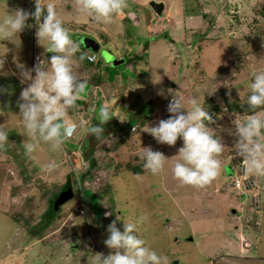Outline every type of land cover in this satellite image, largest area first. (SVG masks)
<instances>
[{"label": "rangeland", "instance_id": "1", "mask_svg": "<svg viewBox=\"0 0 264 264\" xmlns=\"http://www.w3.org/2000/svg\"><path fill=\"white\" fill-rule=\"evenodd\" d=\"M150 1L127 0L128 7L110 21L114 28L120 23L121 29L115 30L118 38L124 39L122 27L128 28L126 33L132 40L122 43L131 52L136 53L137 47L140 54L147 51L148 55L153 47L148 57L138 60L137 65L128 63V54L118 51L113 41L100 42L98 52L97 44L84 51L94 53L102 67H108L106 61L126 59L122 66L108 67L105 74L108 78V73H117L123 82L105 85L91 78L93 86H86L78 106L68 117L84 123L56 151L39 142L31 157L25 155L27 136L17 105L24 87L19 66L32 69L37 62L36 43L43 60L49 58V53L38 43L35 28L20 32L17 45L0 41V58L4 59L0 66V128L9 133L7 144L0 148V264H99V254L111 251L103 241L108 235L107 225L117 216L121 230L123 222L146 217L138 225L139 235L147 246L167 258V264H264V176L257 175L261 186L257 191L242 190L234 184V178L240 176L241 157L234 148L236 138L229 132L234 127L231 122L235 115L250 114L244 108L249 107L251 73L264 71V0H155L165 3L160 16L149 5ZM41 2L53 3L67 24L82 27L88 23V17L77 11L76 0ZM32 5L35 0H0V20L8 9L34 11ZM72 33L73 38L79 36L74 34L77 30ZM83 37L94 35L85 33ZM135 53L132 58L138 56ZM134 67L136 74L142 76L133 75ZM83 68L78 63L74 71ZM10 70L18 72L16 78L13 73L8 75ZM90 77L91 74L87 81ZM130 77H140L139 82H132ZM109 79L114 82L111 76ZM161 89L163 96L157 94ZM169 89L185 101L193 97L202 103L205 100L213 117V122L206 124L224 143L218 157L220 175L203 188L181 185L173 177L171 169L178 159L174 155L183 144L181 139L169 146L158 143L145 131L170 115ZM147 103L152 106L148 116L143 110ZM102 104L109 107L112 115L103 127L111 123V129L116 131L129 121L136 124L117 151L102 145L103 140L99 144L89 143L88 128L99 123L98 109ZM125 130L122 127L109 141L121 140ZM87 142L89 150L94 149L91 158L97 159L95 167H90L89 153L83 151ZM145 147L169 157L159 175L146 169L142 174L132 170L140 164ZM50 161L57 167L44 172L43 166ZM83 178L88 182L82 192L88 215L75 211L83 202L75 194L61 206L60 217L39 233L36 241L28 238L26 230L43 220L51 198L61 187ZM254 193L258 195L255 201ZM76 224L71 236L69 230Z\"/></svg>", "mask_w": 264, "mask_h": 264}, {"label": "clouds", "instance_id": "2", "mask_svg": "<svg viewBox=\"0 0 264 264\" xmlns=\"http://www.w3.org/2000/svg\"><path fill=\"white\" fill-rule=\"evenodd\" d=\"M76 7L81 15L98 23H108L128 5L127 0H76ZM32 8V12L22 8L10 12L8 9L7 14L0 20V41H10L17 45L19 33L25 28L33 27V24L28 23L32 18L38 43L43 45L47 52L55 53L43 60L38 54L36 43L34 59L37 56L39 58L32 69L23 70V66H19L22 69L21 83L27 82V86L21 89L17 105L24 134L27 136L24 142L25 155L29 157L38 150L39 142L48 144L53 151L61 149L65 141L72 138L83 125V121L78 123L68 118L69 112L78 106L77 102L87 86V80L79 79L74 74L72 60L79 53L80 61H96L95 54L91 56L82 51L79 42L73 39L53 3L44 5L41 0H35ZM3 64L4 59L0 58V66ZM251 76L247 96L250 114L235 115L231 122L234 127L229 129V132L236 138L234 148L236 154L242 158L247 172L240 176L250 178L256 184L252 187L245 182L242 190L257 191L261 186L251 174L264 176V114H261L264 113V71L252 72ZM168 92L171 94L167 105L170 115L166 119H160L155 126L147 127L145 131L160 144L174 146L178 138L181 139L183 144L178 149V154L174 155L178 156V159L171 169L173 177L181 185L203 188L220 175L221 162L218 157L224 150V143L206 124L213 122V117L205 107V100L202 103L193 97L185 101L182 95L174 94L171 89ZM157 94L163 96L164 90H159ZM111 118L109 107L100 105L99 123L92 124L88 132L100 139L104 133L103 125ZM135 125L132 126V131ZM8 140V131L0 128V148L5 147ZM143 149V168L154 176L159 175L165 169L169 157L151 147ZM243 166L240 167L241 170ZM56 167L57 164L50 161L42 170L51 172ZM88 172L86 171L87 174ZM80 180L78 182H81ZM83 188L79 183V187L73 190L74 197L79 194L87 206L82 195ZM257 196V193H254V201ZM254 206L253 210L256 211ZM145 219L146 217H140L134 222H123V230L117 227V220H121L118 216L112 220L107 225L108 235L103 241L111 251L107 255L99 254V264H167V258L147 246L146 241L139 235L138 225Z\"/></svg>", "mask_w": 264, "mask_h": 264}, {"label": "crops", "instance_id": "3", "mask_svg": "<svg viewBox=\"0 0 264 264\" xmlns=\"http://www.w3.org/2000/svg\"><path fill=\"white\" fill-rule=\"evenodd\" d=\"M28 11H30V12H32L31 10H28ZM82 16H79V18H78V20H80V18H81ZM116 18H119L120 19V17H116ZM115 19V18H114ZM32 18H31V21H30V23L31 24H34L35 22L33 21V23H32ZM64 24H65V26L67 27V28H69V30H70V32L72 33V31L73 30H77L78 31V33H74V34H79V36H77V37H74L73 39L74 40H76V41H78L79 42V44H80V46H81V49H82V51H90L91 50V48H89V47H87V43H86V40H91L92 42L91 43H93V44H97L98 46H99V50H100V48H101V45H100V42L101 43H104V44H106V43H108V42H112L113 44H114V46L116 47V49L118 50V51H121L122 53H124V54H128V57L130 58V60L131 61H128V62H130V63H134L135 65H137V62H138V60H140V58H142V59H144V56L145 57H148V55H150L151 53H152V49H153V47H152V49H150L149 51H148V55L146 54L147 53V51L146 52H143V53H139V50H137V47H136V53H137V57L136 58H132V56H133V54L135 53V51H133V52H131V50H129V49H127V47H126V44H124L123 45V41H124V43L126 42V40L128 41V40H132V37H130L129 38V35L126 33V31H128V28H124V27H122V31H123V34H124V39H121V38H118L117 36H115L116 34V32H115V30H120L121 29V27L119 28V24L120 23H118L117 25H116V27L114 28L113 26V24H111L110 22H108V23H98V22H96L95 20H93L92 18H90V17H88V23L86 24V25H84V26H82V27H80L79 25L77 26V23L75 24V23H72V24H70V23H65L64 22ZM92 25H94V27L92 28L91 26ZM33 29L35 28V24L33 25V27H32ZM82 31V32H81ZM85 33H92L93 35H94V38L93 37H87V38H84L83 37V35L85 34ZM73 34V33H72ZM81 34V35H80ZM95 38H97L98 40H96ZM159 47V46H158ZM158 49V48H157ZM99 50H97V52L99 51ZM127 50H128V52H127ZM140 50H142V47H140ZM96 52V51H95ZM49 54H48V57H50V56H52V55H54L55 53H51V52H48ZM135 53V54H136ZM39 54V53H38ZM94 53H90L89 55H93ZM78 56H79V53H77L76 54V56L75 57H73V60H72V65H73V72H74V74L79 78V79H83V80H87V78H88V76L91 74V77L89 78L90 79V81H87V86H93L92 85V79L91 78H93V79H95V78H100L101 80H102V83H99V84H104L105 83V85H109L110 83H111V85H113V84H115L116 82H123V81H120V75H118L117 73H115L114 75H112V74H110V73H108L110 76H111V80H113L114 82H109L108 80H110L109 78H110V76L108 77V78H106V72L107 71H99L97 68H95L94 66H92V65H88L87 63H85V62H83V61H80L79 59H78ZM127 57V58H128ZM147 59V58H146ZM96 61H98L97 60V58H96ZM95 61V62H96ZM149 61V60H148ZM91 62V61H90ZM95 62H92V63H95ZM126 62V59L124 60V59H121V60H119V59H116L114 62H111V61H106V64L108 65V67H111V65L113 66H116V65H118V66H122V65H124V63ZM151 62L153 63V60L151 59ZM78 63H80L81 64V66H83L84 68L83 69H81V70H79L78 72H76V71H74V67L75 66H77L78 65ZM113 63H115V64H113ZM149 64H150V62H149ZM123 67H125V66H123ZM122 68V67H121ZM135 68V67H134ZM151 68L153 69V66L151 65ZM131 70V69H130ZM135 71H137L136 70V68L135 69H133L132 68V70H131V72L133 73V75H135V76H142V75H138V74H136V72ZM153 71V70H152ZM10 73H13L14 75V78H16L17 77V75H18V72H15V71H13V70H10L9 71V73H8V75H10ZM7 75V76H8ZM98 77H97V76ZM8 77H10V76H8ZM21 78H22V76H20ZM138 78H140V77H138ZM138 78L137 79H134L133 77H130V79H133V81L132 82H139V80H138ZM153 80V79H152ZM24 87H26L27 86V82H25V83H23L22 84ZM110 85V86H111ZM96 87H99V85H96ZM100 87H101V85H100Z\"/></svg>", "mask_w": 264, "mask_h": 264}, {"label": "trees", "instance_id": "4", "mask_svg": "<svg viewBox=\"0 0 264 264\" xmlns=\"http://www.w3.org/2000/svg\"><path fill=\"white\" fill-rule=\"evenodd\" d=\"M86 53H88V52H86ZM88 54H90V53H88ZM83 62L87 63L88 65L94 66L99 71H101V70L102 71H104V70L105 71L110 70L106 66L105 67H102V61H96L95 63H92L88 59H85V60H83ZM128 63H130V62H128ZM95 79H96V82L99 84V82H100L101 79L100 78H95ZM98 84H96V85H98ZM235 107L239 108L240 106H236L235 105ZM143 110L145 111L144 114H146V116H148L152 112V106L150 105V103H147V104L143 105ZM244 110H246V111L249 110V107H245ZM134 125H135V123H132V122L129 121V123L127 124V126H123L121 124V127L119 129H116V131H114L113 129H111V127H112L111 123H110V125L107 124V126H104V133L106 131H108L109 129H111L112 131H110L108 133L109 134V137H107L108 134H104V133H103V136L100 139H97L95 136L91 135L90 138H89V143H90V141H91V143H95L97 141L98 144H99L101 142V140H103L104 143L102 145H105L106 147H109V148H111L113 150L116 149V151H117L121 147V145H123L125 143V139H127L130 136V133H131L130 129ZM122 127L126 128V130H125L124 135L121 138V140H119V139H116V141L113 140L114 143L112 141H109V138L112 135H114L115 132H117L118 130H121ZM106 138H108V139H106ZM90 147L91 146L87 142L86 145L83 147V151L89 153V156H90L89 157V161H90V164H91L90 167H95L96 164H97V159L95 157H94L95 159L91 158V156L93 155V150L94 149L93 150H89ZM241 159L242 158H240V160H239L240 167L243 166ZM110 161H111V163H114L112 160H110ZM127 167H128V165H127ZM129 167H131V166H129ZM143 169H144L143 168V159L140 160V164L139 165H136V166H133L132 167V170L135 171L136 173H139V174H142L143 173ZM244 172L247 173L246 170H245V168H244V166H243L242 170L240 169V175H242ZM251 177L258 181V176L257 175L251 174ZM70 179H72V176L69 177V180ZM79 183L83 187H85V186L88 185V182L85 180V178H83L81 182H78V180H75L73 183L68 182L67 184H65L64 187H61V190L58 193H56L51 198V200H50V206L48 207L49 209L47 210V212H46L43 220L41 222H39L38 225H36V226H33L32 225V226H30V228H28L26 230L27 231L26 233H27L28 238L35 239L36 237L39 236V233L44 232L47 228H49L50 225H52V224L55 223V221L60 217V214H61V209H60L61 207L58 208V209L55 208L56 207V201H57V199L60 197V195L64 191H67L69 189L76 190L79 187ZM247 187H249V186H247ZM14 219H15V222H18L17 217H15ZM86 222H87V220H86ZM76 228H77V224L74 225V229L73 230H69L71 236L74 234ZM35 241H36V239H35ZM62 264H65V263H62Z\"/></svg>", "mask_w": 264, "mask_h": 264}, {"label": "water", "instance_id": "5", "mask_svg": "<svg viewBox=\"0 0 264 264\" xmlns=\"http://www.w3.org/2000/svg\"><path fill=\"white\" fill-rule=\"evenodd\" d=\"M149 5L152 7V9L154 10V12L157 15H162L164 9H165V4L164 2H156L155 0H152ZM91 40H86V45L89 48H92V46H95L96 44L91 43ZM99 50V46L97 45L96 47V51ZM74 198V192L73 190L69 189L67 191H64L60 197L57 199L56 201V209L60 208L61 206H63L64 204H66L67 202L71 201ZM190 240H192V238H190Z\"/></svg>", "mask_w": 264, "mask_h": 264}, {"label": "built area", "instance_id": "6", "mask_svg": "<svg viewBox=\"0 0 264 264\" xmlns=\"http://www.w3.org/2000/svg\"><path fill=\"white\" fill-rule=\"evenodd\" d=\"M95 57V56H93ZM38 56L36 57L35 60H38ZM90 61H93V60H90ZM248 183V185L252 186V187H255L256 184L254 183V181H252L250 178H245L243 176H240V177H237L235 178L234 180V184L239 188V189H243L244 188V183ZM78 212L80 215H86L87 216V206L86 204L83 202H81V205L77 208Z\"/></svg>", "mask_w": 264, "mask_h": 264}, {"label": "flooded vegetation", "instance_id": "7", "mask_svg": "<svg viewBox=\"0 0 264 264\" xmlns=\"http://www.w3.org/2000/svg\"><path fill=\"white\" fill-rule=\"evenodd\" d=\"M151 2V1H150Z\"/></svg>", "mask_w": 264, "mask_h": 264}]
</instances>
